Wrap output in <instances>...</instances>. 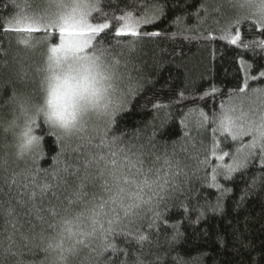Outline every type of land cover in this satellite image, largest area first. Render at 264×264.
<instances>
[{"label":"snow or ice","instance_id":"6c2138e0","mask_svg":"<svg viewBox=\"0 0 264 264\" xmlns=\"http://www.w3.org/2000/svg\"><path fill=\"white\" fill-rule=\"evenodd\" d=\"M10 2L20 8L15 0ZM103 2L105 0H48V8L43 14H29L20 9L6 24H0L5 35L16 34L17 43L28 49L35 48L39 41H43L48 60L58 65L70 61L71 64L96 66L107 61V66L112 69L110 74L101 75L102 81H108L106 86L95 89L89 96L79 95L73 103L71 118L62 119L61 126L66 135L51 133L61 142L59 155L65 154L63 149L70 148L69 155L75 154V163L65 164L63 168L55 166L51 173L52 182H37L39 168L35 172L31 168L14 172L10 181L5 178L9 189L15 186L18 190H24L19 193L16 204L26 209L27 216L41 225V231L37 233V225L25 220L10 204L0 212L5 224L12 230L8 240L14 244L15 236L19 233L21 240L44 253L43 264H163L160 255L153 254L152 260L146 259L149 253L144 249L152 241L151 232L145 234L142 223L148 220L149 229L156 226L162 217L161 207H166L167 202L181 190L180 177L184 169L177 158L175 146L170 154L165 150L161 156L153 142L154 134L146 140H142L139 133L132 139H127L125 134H113V125L117 123L118 115L127 110L137 86L129 84L126 92L119 87L118 82L124 74L119 71L120 60L112 56V51L119 46L133 52L145 37L160 36L161 33L148 32L142 26L153 23L163 8L154 4L152 15L142 11L138 17L132 11H123L121 15L113 17L116 24H111L107 18L101 22L94 15L103 13ZM229 4L235 9V16L226 27L218 29V36L211 32L207 36H188L186 33L191 29L184 24L183 18L178 17L175 23L188 40H219L228 46L244 50L259 48L264 52V39L246 40L242 28L247 24L260 37H264V0H229ZM201 6L205 16L193 14L196 15L197 26L212 18V12L220 10L218 5L209 9L208 0H202ZM213 21L219 23L215 18ZM113 35L116 46L110 50L106 45L112 43L110 38ZM239 63L241 67L238 71L244 74L243 84L238 86L239 94H229V100L222 104L219 114L209 117L199 111L195 122L197 129L206 124L215 125L213 133L218 132L224 141L230 139L235 145L234 151H222L220 143L213 142L211 156L216 161H223L225 157L232 160L226 167L217 164L213 170V181L219 175L226 180L232 179L233 173L247 170L256 159L260 160L261 169L264 170V87H251L249 83L264 80V65L254 68L255 61L246 63L243 59ZM254 72H258V75ZM128 78L131 80L130 75ZM16 93L14 90L13 97ZM167 107L161 103L153 105L157 110ZM93 111L94 117L77 120L78 113L87 116ZM185 136H188L187 131ZM245 137L251 139L244 143ZM74 139L77 143L72 147ZM181 150L187 151L186 148ZM218 150L222 154H217ZM15 157L17 160L24 158L19 154H15ZM33 163L37 161L34 159ZM199 163L208 165L210 157L206 156ZM260 179L264 181V177ZM24 193L28 194L27 200L23 199ZM45 200H50L48 206H45ZM212 211L223 213L220 198L212 206ZM26 224L31 225V236L22 231ZM37 238L39 243H36ZM117 238H122L124 244H135L136 250L129 252ZM7 251L16 255L11 252V245ZM175 259L179 264V259Z\"/></svg>","mask_w":264,"mask_h":264},{"label":"trees","instance_id":"16d2710c","mask_svg":"<svg viewBox=\"0 0 264 264\" xmlns=\"http://www.w3.org/2000/svg\"><path fill=\"white\" fill-rule=\"evenodd\" d=\"M15 2L20 8L14 7L10 0H0V24H6L20 9L25 11L31 4L29 0ZM154 4L160 5L163 12L154 23L142 29L159 32L160 36L145 37L133 52L116 46L114 35L110 38L112 43L106 45L110 50L116 46L112 56L120 60L119 71L124 74L118 82L119 87L126 92L129 84L137 86L127 110L118 115L117 123L113 125V134H125L127 139H132L139 133L142 140L154 134L157 153L163 156L167 150L170 154L175 146L177 158L181 160L184 169L180 177L181 190L167 202L166 207H161L162 217L157 225L149 229L148 220L142 223L144 233L151 232L152 243L144 249L149 253L146 259L152 260L155 254L163 257V264H178L175 258L179 259V264H264V181L260 179L264 177V170L261 169V162L256 159L247 170L233 173L230 180L219 175L213 181V170L217 164L226 167L232 163L230 157L216 161L211 156L213 142L220 143L222 151H234L235 145L230 139L224 141L218 132L214 134L212 128L215 125L206 124L200 129L195 126L199 111L209 117L219 114L222 104L229 100V94H239L238 86L243 84L244 78V74L238 71L241 67L239 61H255L254 68H259L264 65V52L259 48L244 50L228 46L219 40L185 39L181 27L175 23L178 17L183 18L184 24L191 29L186 33L188 36H207L209 32L214 36L219 35L220 23L213 21V18L218 20L217 16H211L197 26V18L193 14L205 16L202 0H105L103 13L94 15L101 22L107 18L111 24H116L113 17L121 15L123 11H132L138 17L142 11H154ZM208 5L211 6V0H208ZM226 16L222 26L235 16L234 11ZM242 28L246 40L264 39L247 24L242 25ZM17 39L16 34L5 35L0 28V117L4 118L8 116V100L14 90L39 98L41 50L28 49L18 44ZM254 74L258 75V72ZM249 83L251 87H264V80ZM155 103L168 107L157 110L153 108ZM37 130L44 137V150L37 157L20 160L15 157L11 138L0 133V165H3L0 167V212L10 204L15 206L25 220H31L37 225L36 232L39 233L40 222L28 217L26 209L16 204V199L20 198L19 193L24 190H18L15 186L9 189L5 178L10 181L14 172L18 173L25 168L35 172L39 168L37 182H52L54 167L63 168L65 164H74L75 154L69 155L70 148H65V154L59 155L62 147L56 136L49 133L43 124ZM249 140L245 137L244 143ZM76 143L74 139L71 146L75 147ZM183 148L187 151H182ZM220 150L217 154H222ZM206 156L210 157V163L200 164L199 161ZM34 159L37 161L35 164ZM224 190L227 191L221 196ZM27 198L28 194L24 193L23 199ZM218 198L223 207L222 214L212 211ZM49 202L45 200V206ZM51 202L58 203L54 200ZM30 227L26 224L22 229L29 236L32 235ZM11 231L0 215V264H43L44 253L31 243L21 240L19 233L15 236L14 244L8 240ZM117 239L129 252L136 250L135 244H124L122 238ZM36 243H39V238ZM10 245L11 252L16 255L7 251Z\"/></svg>","mask_w":264,"mask_h":264},{"label":"clouds","instance_id":"9594fccd","mask_svg":"<svg viewBox=\"0 0 264 264\" xmlns=\"http://www.w3.org/2000/svg\"><path fill=\"white\" fill-rule=\"evenodd\" d=\"M35 48L42 50V61L38 69L39 98L18 91L8 100V116L0 117V133L11 138L14 153L24 158L37 157L44 150V137L37 130L40 124H43L49 133L66 135L61 126L62 119L71 118L72 105L78 96H89L95 89L106 86L108 81H102L101 75H108L112 71L107 66V61L96 66L71 64L70 61L58 65L48 60L43 41H39ZM94 116V111L89 112L87 116L78 113L77 120Z\"/></svg>","mask_w":264,"mask_h":264},{"label":"rangeland","instance_id":"374dc122","mask_svg":"<svg viewBox=\"0 0 264 264\" xmlns=\"http://www.w3.org/2000/svg\"><path fill=\"white\" fill-rule=\"evenodd\" d=\"M29 2H31V4L28 5V7L25 9V11L28 12L29 14H43L44 10L48 8V0H29ZM217 5L219 6L220 10L218 12H212L211 16H217L218 17V21L220 23V24H218L219 28L226 27L229 22L224 23V24H226L225 26H222L221 24H223V22L226 21V19H227L226 15H229V12L234 11V15H235V9L230 7L229 0H211V6L209 8L211 9ZM147 12L149 15L153 14V11H151V10L147 11ZM157 19H158V17L155 19V21ZM143 26H146V25H143ZM40 35L42 36L43 33H41ZM41 53H42V50H41L40 54ZM258 103H259V101H257V104ZM248 138L251 139L250 137H248Z\"/></svg>","mask_w":264,"mask_h":264}]
</instances>
